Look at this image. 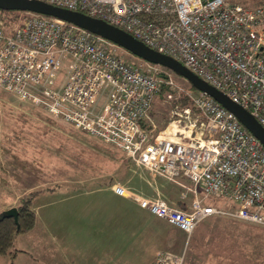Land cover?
<instances>
[{
	"label": "built area",
	"instance_id": "2783aa9c",
	"mask_svg": "<svg viewBox=\"0 0 264 264\" xmlns=\"http://www.w3.org/2000/svg\"><path fill=\"white\" fill-rule=\"evenodd\" d=\"M40 1L103 20L172 57L264 128V1L255 7L227 0ZM26 14L14 28L0 19V89L168 182L191 184L181 208L120 184L112 185L115 195L186 236L213 216L264 227V148L230 112L198 92L190 97L194 118L183 109L152 136L141 122L160 87L172 84L170 71L126 62L116 46L86 30ZM150 264H182V256L156 252Z\"/></svg>",
	"mask_w": 264,
	"mask_h": 264
},
{
	"label": "rangeland",
	"instance_id": "374dc122",
	"mask_svg": "<svg viewBox=\"0 0 264 264\" xmlns=\"http://www.w3.org/2000/svg\"><path fill=\"white\" fill-rule=\"evenodd\" d=\"M263 1L227 0L244 7H255ZM26 17L27 14L22 21ZM115 53L123 60L139 63V60L123 50L117 48ZM170 77V86L178 92H187L184 79L172 73ZM197 94L198 91L194 89L192 95ZM170 98L167 96L161 101L155 99L145 119V125L154 132L153 135L173 125L170 123L177 119L175 115L183 113V109L173 113L168 123L160 126L168 112L165 101ZM195 115L196 112L191 113L189 110V118ZM181 116L184 119V115ZM179 181L181 185L166 181L135 165L113 146L61 121L48 118L40 108L27 101H20L14 94L0 89V215L9 208H15L18 198L28 191H56L60 188V192H54L53 195L40 193L32 203V207L36 208L39 204L56 200L53 196L58 194L101 185L107 187L114 183L139 195L145 191L150 198H163L175 207L185 206L189 197L186 189L191 184L183 178H179ZM182 194L186 195L184 199H180ZM206 202L209 203V199ZM225 206L230 208L227 204ZM139 222L146 224L142 229L144 235L145 231L151 230L144 216L137 218L135 226H139ZM154 224L155 229L160 231L162 242V248L158 247L157 252L182 256V264H264V227L213 216L198 223L191 234L186 236L162 219L155 218ZM100 225V222L95 223L89 238L81 233V238L71 235L58 241H46L43 251L31 255L28 254V233L18 235L12 246L24 252L18 253L16 257L0 256V264H108L99 262L97 255L82 257L85 253L105 249L102 246L106 243L102 238L105 229L100 228ZM107 230L113 232L112 229ZM166 237L172 239L173 245L165 247ZM86 243L92 246L88 248ZM76 245H80L79 248ZM76 251H79L78 254Z\"/></svg>",
	"mask_w": 264,
	"mask_h": 264
},
{
	"label": "crops",
	"instance_id": "0c3cea01",
	"mask_svg": "<svg viewBox=\"0 0 264 264\" xmlns=\"http://www.w3.org/2000/svg\"><path fill=\"white\" fill-rule=\"evenodd\" d=\"M112 185L109 184L107 187L101 185L76 190L69 194H58L53 196V199L56 200H50L33 208L34 226L26 232L29 236L28 254L43 251L42 248L46 246L44 244L46 241H58L71 235H77L81 238V233H85L86 238H89L90 233L94 231L95 223L100 222V228L105 229V235H102L106 242L102 245L105 246V249L103 251L102 249L98 250L96 253H85L82 255L83 259L88 255L92 257L97 255L99 262L102 263L150 264L155 253L162 248L159 237L160 231L155 229L154 224L156 217L139 208L134 202L115 195L112 191ZM59 189L56 191L42 190L40 193L53 195L54 192H60ZM40 193L35 198L39 197ZM141 195L151 197L145 191ZM46 198L48 197L46 196ZM42 209L43 212H41ZM139 216L142 218L144 216L145 222L151 225V230L145 231V235L142 233V229L146 224L143 225L142 222H139L140 225L135 226ZM157 219L161 220L160 218ZM107 229H112L113 232L111 233ZM164 245L165 247L173 245L172 239L166 237ZM79 246L76 245L75 247L79 248ZM85 246L89 248L92 244L86 243ZM158 247L159 249H157ZM16 250L18 252L14 257L18 253L24 252L22 249Z\"/></svg>",
	"mask_w": 264,
	"mask_h": 264
},
{
	"label": "water",
	"instance_id": "95a60500",
	"mask_svg": "<svg viewBox=\"0 0 264 264\" xmlns=\"http://www.w3.org/2000/svg\"><path fill=\"white\" fill-rule=\"evenodd\" d=\"M0 10L34 13L55 18L100 37L140 61L169 70L175 76L188 82L195 90L211 97L230 112L240 125L255 137L264 148V128L248 111L230 101L222 92L207 84L177 60L154 51L123 30L84 13L53 6L40 0H0ZM3 217L12 218L14 223H16V209L14 207L7 209L0 215V218Z\"/></svg>",
	"mask_w": 264,
	"mask_h": 264
},
{
	"label": "trees",
	"instance_id": "16d2710c",
	"mask_svg": "<svg viewBox=\"0 0 264 264\" xmlns=\"http://www.w3.org/2000/svg\"><path fill=\"white\" fill-rule=\"evenodd\" d=\"M24 15H26L25 12L0 10V19L3 21L6 28H14L19 26L22 23V18L24 17ZM125 61L135 64L131 61H127V60ZM183 82L185 83L186 91L190 92V94L192 95L194 88L188 82L186 81ZM187 92L184 91L178 92L176 88H173L168 84H163L160 87L158 93L153 97L148 114L151 112V108L155 99L161 101L164 100L167 96L171 97L169 101H165V106H167V110L169 113L167 112L166 118L163 119L160 125L161 127L165 126L168 123L170 116L173 113L180 112L182 111V109L188 108L191 113L194 112L197 113L195 107L192 105L190 99L191 95L188 94ZM145 124H146L145 119H143L141 122V126L150 130V128ZM151 132H152L151 135L153 136L154 132L153 131ZM41 191L42 189L28 191V193L23 194L18 198L15 206L17 212L16 223H14L12 218H6V217L0 218V256L14 257L16 252H18V250L12 247L13 239L16 235L26 233L34 226L35 215H34L32 203L35 196ZM176 207L179 208L183 206L176 205Z\"/></svg>",
	"mask_w": 264,
	"mask_h": 264
}]
</instances>
